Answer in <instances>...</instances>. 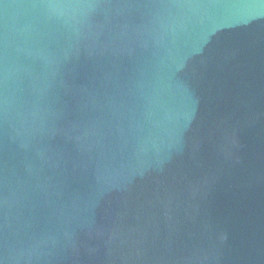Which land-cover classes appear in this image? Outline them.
I'll use <instances>...</instances> for the list:
<instances>
[{
    "label": "water",
    "instance_id": "95a60500",
    "mask_svg": "<svg viewBox=\"0 0 264 264\" xmlns=\"http://www.w3.org/2000/svg\"><path fill=\"white\" fill-rule=\"evenodd\" d=\"M0 264H264V0H0Z\"/></svg>",
    "mask_w": 264,
    "mask_h": 264
}]
</instances>
